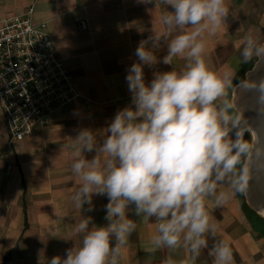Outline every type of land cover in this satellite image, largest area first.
I'll return each instance as SVG.
<instances>
[{
  "label": "crops",
  "instance_id": "1",
  "mask_svg": "<svg viewBox=\"0 0 264 264\" xmlns=\"http://www.w3.org/2000/svg\"><path fill=\"white\" fill-rule=\"evenodd\" d=\"M225 3L229 15L215 34L205 36L203 58L209 70L228 82L225 95L215 103L230 117L226 138L233 142L239 157L244 136L233 117L231 89L246 64L240 55L243 37L248 33L256 38L264 35V0ZM30 8L33 22L46 24L56 56L68 68L80 96L53 111L48 125H34L30 135L9 148L0 107V264H51V259L63 257L66 249L82 246L84 234L74 231L82 219H92L89 230L93 224L108 223L104 219L106 197L93 196L92 211L87 204L78 207L73 199L82 180L73 173L72 165L77 158L95 155L78 156L74 138L82 128H106L117 111L131 106L126 76L131 65L139 62L135 50L151 34L163 36L162 17L172 13L163 0H0V19L24 15ZM81 20L86 24L83 29ZM176 34L178 31H173L168 39ZM153 51L162 59L167 45L161 43ZM185 66L182 57H174L171 64L145 65V83H151L154 73L181 72ZM229 179L237 181L236 165ZM219 190L233 194L222 206L206 199L207 211L219 229L215 239L206 236L209 248L202 249L199 256L193 258L183 246L154 247L155 218H139L130 212L136 229L128 237L119 264H214L209 249L221 239L232 249V264H264V232L251 226L239 190L226 184L219 185Z\"/></svg>",
  "mask_w": 264,
  "mask_h": 264
},
{
  "label": "clouds",
  "instance_id": "2",
  "mask_svg": "<svg viewBox=\"0 0 264 264\" xmlns=\"http://www.w3.org/2000/svg\"><path fill=\"white\" fill-rule=\"evenodd\" d=\"M151 2V0H148ZM172 13L162 17L165 33L151 34L135 50L138 61L126 80L132 93L131 106L117 111L101 130L82 128L74 138L81 153L73 173L82 180L74 194L77 206L94 209L93 196H104L108 222L89 230L91 218L82 219L75 233H83L82 246L65 250L51 264H119L128 237L135 231L136 217L155 218L154 247H186L193 258L209 248L206 236L215 239L219 226L206 207L211 198L217 206L233 193L219 190L226 184L238 190L234 174L238 151L227 139L230 117L216 101L225 95L227 81L208 69L203 53L206 35L225 24L229 7L225 0H163ZM191 30H187V29ZM173 31L178 34L168 39ZM167 45L158 59L153 49ZM245 62L264 61V43L248 33L240 52ZM174 57L186 60L185 70L154 73L150 84L143 68ZM214 264H232V249L224 240L209 249ZM169 264H172L169 261Z\"/></svg>",
  "mask_w": 264,
  "mask_h": 264
},
{
  "label": "built area",
  "instance_id": "3",
  "mask_svg": "<svg viewBox=\"0 0 264 264\" xmlns=\"http://www.w3.org/2000/svg\"><path fill=\"white\" fill-rule=\"evenodd\" d=\"M32 13L30 8L0 19V107L7 148L30 135L34 125H48L53 111L80 96L46 24L34 23ZM79 24L86 27L83 20Z\"/></svg>",
  "mask_w": 264,
  "mask_h": 264
},
{
  "label": "water",
  "instance_id": "4",
  "mask_svg": "<svg viewBox=\"0 0 264 264\" xmlns=\"http://www.w3.org/2000/svg\"><path fill=\"white\" fill-rule=\"evenodd\" d=\"M249 72L242 82L238 107L233 105V93L232 106L245 128L250 132V125L255 131L243 164V196L246 204L260 215L264 211V61L257 58Z\"/></svg>",
  "mask_w": 264,
  "mask_h": 264
},
{
  "label": "rangeland",
  "instance_id": "5",
  "mask_svg": "<svg viewBox=\"0 0 264 264\" xmlns=\"http://www.w3.org/2000/svg\"><path fill=\"white\" fill-rule=\"evenodd\" d=\"M258 39H259V41H260L261 43H264V35H260V36L258 37ZM256 60H257V58H256V57H253L252 60H249V61L246 62L245 66H244V69H243V73H242V75L238 78V80H237V82L235 83L234 87L231 89L232 92H233L234 88H235L237 85H239L240 83H242V82H244V81L246 80V79H245V78H246V74L252 69V67H253L252 65L256 62ZM231 97H232V96H231ZM233 117H234V118L236 119V121L238 122L241 131L244 132V135H243V136H244V142H243L244 146H243V149H242V151H241V155L238 157V163H240L241 166H242V168H243V164H244V162H245V160H246V156H247L248 151H249L250 146H251L252 135H251V133L245 128V126H244V124L242 123V121H241V119H240L238 113L236 112V110H235V112H234V114H233ZM238 124H237V125H238ZM245 130H246V131H245ZM241 142H242V139H241ZM243 180H244V179H243ZM261 217H262V216H261Z\"/></svg>",
  "mask_w": 264,
  "mask_h": 264
},
{
  "label": "trees",
  "instance_id": "6",
  "mask_svg": "<svg viewBox=\"0 0 264 264\" xmlns=\"http://www.w3.org/2000/svg\"><path fill=\"white\" fill-rule=\"evenodd\" d=\"M253 66V65H252ZM246 131V130H245ZM244 135V132L242 131ZM237 182L239 184L238 193L241 202L242 210L244 211L247 219L249 220L251 226L260 232H264V219L254 212L245 202L243 196V168L240 163L236 164Z\"/></svg>",
  "mask_w": 264,
  "mask_h": 264
},
{
  "label": "bare ground",
  "instance_id": "7",
  "mask_svg": "<svg viewBox=\"0 0 264 264\" xmlns=\"http://www.w3.org/2000/svg\"><path fill=\"white\" fill-rule=\"evenodd\" d=\"M252 74V72H249V76ZM243 86V83L237 85L234 90H233V105L235 107H238L237 105V99H238V96H239V92L241 90ZM249 129H250V132L252 133V136L255 138L256 135H255V131L253 130L252 126L249 125ZM261 216H264V211L260 213Z\"/></svg>",
  "mask_w": 264,
  "mask_h": 264
}]
</instances>
